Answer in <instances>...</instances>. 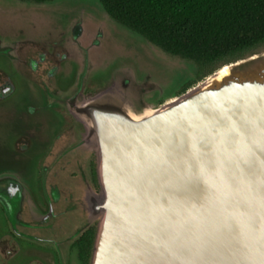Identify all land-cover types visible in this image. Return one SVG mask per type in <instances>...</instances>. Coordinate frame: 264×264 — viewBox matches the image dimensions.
<instances>
[{
	"label": "water",
	"instance_id": "water-1",
	"mask_svg": "<svg viewBox=\"0 0 264 264\" xmlns=\"http://www.w3.org/2000/svg\"><path fill=\"white\" fill-rule=\"evenodd\" d=\"M12 4L106 12L101 0ZM146 92L118 73L74 107L99 184L85 199L90 264H264V45L162 103Z\"/></svg>",
	"mask_w": 264,
	"mask_h": 264
},
{
	"label": "flooded vegetation",
	"instance_id": "flooded-vegetation-1",
	"mask_svg": "<svg viewBox=\"0 0 264 264\" xmlns=\"http://www.w3.org/2000/svg\"><path fill=\"white\" fill-rule=\"evenodd\" d=\"M9 1L0 0V264H90L97 222L85 199L99 184L75 104L118 73L157 103L196 80L155 61L150 41L107 11Z\"/></svg>",
	"mask_w": 264,
	"mask_h": 264
},
{
	"label": "trees",
	"instance_id": "trees-1",
	"mask_svg": "<svg viewBox=\"0 0 264 264\" xmlns=\"http://www.w3.org/2000/svg\"><path fill=\"white\" fill-rule=\"evenodd\" d=\"M101 2L121 24L164 51L193 61L201 77L264 45V0Z\"/></svg>",
	"mask_w": 264,
	"mask_h": 264
},
{
	"label": "rangeland",
	"instance_id": "rangeland-1",
	"mask_svg": "<svg viewBox=\"0 0 264 264\" xmlns=\"http://www.w3.org/2000/svg\"><path fill=\"white\" fill-rule=\"evenodd\" d=\"M9 2H11V4L13 3V0H11V1H9ZM15 2V1H14ZM67 7H71L72 8V6H67ZM65 12V11H64ZM174 56V55H173ZM174 59L175 60H179L180 62H181V65H179V66H176L177 68H186L187 70H189L190 71V74H191V79H192V82L193 81H195L196 83L195 84H197L199 81H201V80H199L200 79V77H199V74H198V66L197 65H195V64H192L191 62H190V60H187V59H184V58H180V57H177V56H174ZM197 79H198V81H197ZM194 84V85H195ZM193 85V86H194ZM192 86V87H193Z\"/></svg>",
	"mask_w": 264,
	"mask_h": 264
}]
</instances>
